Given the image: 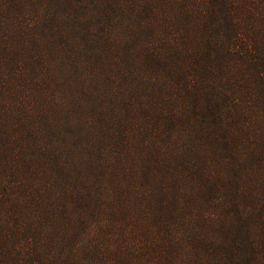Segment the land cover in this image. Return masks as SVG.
I'll return each instance as SVG.
<instances>
[{"label":"trees","instance_id":"obj_1","mask_svg":"<svg viewBox=\"0 0 264 264\" xmlns=\"http://www.w3.org/2000/svg\"><path fill=\"white\" fill-rule=\"evenodd\" d=\"M0 264H264V0H0Z\"/></svg>","mask_w":264,"mask_h":264}]
</instances>
